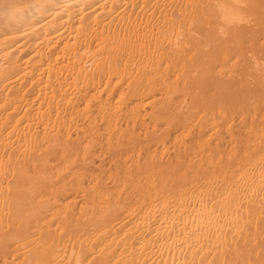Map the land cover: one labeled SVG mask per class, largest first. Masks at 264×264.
Segmentation results:
<instances>
[{
  "label": "bare ground",
  "instance_id": "obj_1",
  "mask_svg": "<svg viewBox=\"0 0 264 264\" xmlns=\"http://www.w3.org/2000/svg\"><path fill=\"white\" fill-rule=\"evenodd\" d=\"M0 264H264V0H0Z\"/></svg>",
  "mask_w": 264,
  "mask_h": 264
}]
</instances>
